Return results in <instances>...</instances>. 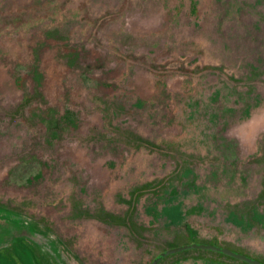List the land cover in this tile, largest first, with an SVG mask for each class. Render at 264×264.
<instances>
[{
	"label": "flooded vegetation",
	"instance_id": "1",
	"mask_svg": "<svg viewBox=\"0 0 264 264\" xmlns=\"http://www.w3.org/2000/svg\"><path fill=\"white\" fill-rule=\"evenodd\" d=\"M261 111L264 0H0V264H264Z\"/></svg>",
	"mask_w": 264,
	"mask_h": 264
},
{
	"label": "rangeland",
	"instance_id": "2",
	"mask_svg": "<svg viewBox=\"0 0 264 264\" xmlns=\"http://www.w3.org/2000/svg\"><path fill=\"white\" fill-rule=\"evenodd\" d=\"M47 4V2H45ZM77 4V3H76ZM34 9V8H33ZM124 19L127 21H136L139 23L138 33L141 34H149V25L152 21H154L155 17L147 15V13H140L129 11L124 16ZM264 132V111H261L257 114L252 115L248 119L240 122L239 124H235L227 129L226 134L230 137L236 138L240 145L250 148L256 149V136L260 133Z\"/></svg>",
	"mask_w": 264,
	"mask_h": 264
}]
</instances>
